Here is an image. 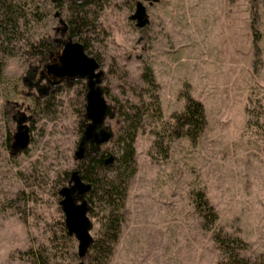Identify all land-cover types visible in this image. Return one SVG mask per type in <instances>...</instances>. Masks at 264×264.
Wrapping results in <instances>:
<instances>
[{"label":"rangeland","instance_id":"374dc122","mask_svg":"<svg viewBox=\"0 0 264 264\" xmlns=\"http://www.w3.org/2000/svg\"><path fill=\"white\" fill-rule=\"evenodd\" d=\"M19 1L28 12L20 36H51L59 53L67 39L64 6ZM136 1L102 0L92 12L97 19L88 32L90 48L100 59V85L113 116L112 98L149 96L141 77L148 66L162 120L182 110L188 92L202 102L206 122L196 142L164 139V153L153 144L160 126L146 118L135 138L137 169L108 264H217L220 252L194 210L190 194L196 189L217 210L216 226L240 236L243 252L264 264V0H159L146 4L149 23L142 28L130 19ZM25 58L21 41H13L9 54L0 46V264H36L28 250L41 243L49 264H87L73 235L72 247L53 248L46 240L50 228L61 236L55 221L64 215L52 188L56 176L78 161L73 152L86 89L77 81L85 79L53 81L45 72L38 80L43 64L29 86ZM50 93L49 106L33 110L34 99ZM21 111L29 116L28 151L12 154ZM112 117L105 122L110 132ZM90 218L93 236L97 225Z\"/></svg>","mask_w":264,"mask_h":264},{"label":"trees","instance_id":"16d2710c","mask_svg":"<svg viewBox=\"0 0 264 264\" xmlns=\"http://www.w3.org/2000/svg\"><path fill=\"white\" fill-rule=\"evenodd\" d=\"M51 1L56 7L64 6L63 21L67 28L66 35L80 41L85 51L100 63L98 55L90 48L88 32L95 27L97 16L92 12L96 11L97 6L102 7V0ZM27 13L26 7L19 0H0V46L6 54H9L13 51V41H21L26 54L25 59L29 62L28 66L33 64L39 67L49 60L54 50L57 52L58 50L54 47L52 37L46 34L35 40L20 36L21 24L26 22ZM54 14L60 15V10ZM40 16L41 12L37 17ZM141 77L148 87L146 91H149V96L145 95L144 98L142 96L144 92L143 94L138 93L137 98L127 99L125 102L112 98L116 107L111 122L112 136L106 143L101 144L100 148L88 149L86 155L79 159L75 166L81 178L91 184L85 197L90 205L88 214L95 217L97 225L93 241L84 255L87 264H108L110 261L126 217L125 203L129 180L137 169L135 138L146 118L148 116L155 118L160 126V129L155 132L158 137L155 138L153 144L160 147L164 153L168 149V143H163L164 139L170 141L172 137H185L191 142H196L205 126L204 106L200 100L192 97L188 92L184 94L185 104L182 110L173 112L167 119L162 120L163 112L159 95L155 90L156 83L151 68L145 67ZM77 82L82 83L83 89H86V84L80 80ZM18 92L21 96H25L24 88L18 89ZM104 93L106 94L107 90H104ZM51 97H53L52 93L34 99L33 110L37 106L39 108L48 107L52 101ZM148 98L149 101H146ZM86 121L85 114H82L79 121L80 132ZM9 140L10 133L7 137L8 145ZM24 151L27 152L28 147ZM109 156L113 159L107 164L106 159ZM69 177L70 171L68 170L57 175L52 188L53 193L57 194L60 187L67 184ZM17 194L23 195L24 191H18ZM190 195L201 227L211 231V237L220 252L217 264H258L255 258L243 252L246 243L240 236L216 226L218 212L205 192L202 189H196L192 190ZM55 223L57 229L61 231V236L57 237L56 230L50 228L46 240L53 248L72 247L74 237L67 233L64 220L59 218ZM43 244L28 250L36 264H49L48 252Z\"/></svg>","mask_w":264,"mask_h":264},{"label":"water","instance_id":"95a60500","mask_svg":"<svg viewBox=\"0 0 264 264\" xmlns=\"http://www.w3.org/2000/svg\"><path fill=\"white\" fill-rule=\"evenodd\" d=\"M159 0H138L135 3L134 12L130 19L135 21L139 28L149 23L147 6L158 2ZM51 76L53 81L66 79L72 81L80 78L85 79V117L87 121L80 132L73 158L82 159L88 149L100 148V145L106 143L112 136V132L106 129L105 122L107 118L113 116L112 108L108 103L103 88L100 85L102 69L99 61L88 54L83 44L74 40L71 36L63 42V46L56 57L50 58V61L43 65L39 71L41 79L43 74ZM37 74V66L29 65L26 69L23 81H27L31 86V79ZM15 118V117H14ZM29 116L23 111L16 116V130L12 134L10 143L11 153L15 154L24 150L30 141L29 125L27 123ZM112 156L106 159L109 164ZM91 188L89 182H85L78 169L70 170V177L67 184L60 187L59 205L64 215V224L69 235H73L77 240V254L84 257L88 247L93 241L90 232L92 220L88 214L90 205L85 197L86 192ZM79 264H84L80 261Z\"/></svg>","mask_w":264,"mask_h":264},{"label":"flooded vegetation","instance_id":"af4514ba","mask_svg":"<svg viewBox=\"0 0 264 264\" xmlns=\"http://www.w3.org/2000/svg\"><path fill=\"white\" fill-rule=\"evenodd\" d=\"M54 1V0H53ZM56 12H58V11H56ZM61 22H62V24L64 25V27H62L61 28V31L65 34V32H66V30H67V28H66V26H65V23H64V21L63 20H61ZM68 37V36H67ZM62 48V47H61ZM58 53V52H57ZM39 68V67H38ZM93 149V148H92Z\"/></svg>","mask_w":264,"mask_h":264}]
</instances>
